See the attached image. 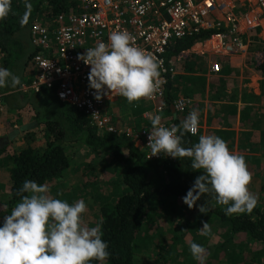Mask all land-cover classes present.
<instances>
[{"label": "trees", "instance_id": "obj_1", "mask_svg": "<svg viewBox=\"0 0 264 264\" xmlns=\"http://www.w3.org/2000/svg\"><path fill=\"white\" fill-rule=\"evenodd\" d=\"M28 2L32 8L27 19L22 20L25 14V0H11V11L6 18L0 20V67L9 69L18 76L20 83L25 80L27 60L33 52L29 43V28L42 11L40 0H28ZM50 6L53 13L69 8L66 0H50ZM211 31H199L172 40L165 55L168 57L180 55ZM176 66L179 70L201 71L191 59H181ZM255 69L260 74H264V59L255 66ZM174 77L175 74L163 87V103L164 114L169 115L174 125L178 126L188 115L185 111L170 113L168 105L172 104L173 99L178 95H184L181 94L179 83L173 79ZM19 86L13 88L9 81L6 87L0 88L1 91L6 92L2 96V104L5 108L2 119L7 116L6 125L11 129L13 124L11 117L19 119L21 112L18 110L27 109L32 116L34 127L40 131L43 145L37 146L25 138L19 143L20 145L3 154L0 164H5L7 172L5 182L9 195L5 208H10L20 200L19 192L25 181L32 180L37 184L49 185L60 178L68 166L64 145L80 142L95 155L106 154L109 158V168L115 166L119 171L112 177L114 180L117 179L119 192L111 203L107 201L101 203L95 215V226L101 224L102 240L107 243V251L110 255L104 262L93 260L90 264H133L137 236L147 230L144 227L145 221L153 222L154 211L158 205L162 206L165 200L174 198L182 200L201 172L191 168V158L188 157L171 158L160 163L145 159L142 152L127 136L120 132L97 130L81 110L58 100L52 89H41L36 93L21 92L17 90ZM136 106L132 108L133 114L141 120L140 112L144 106L137 104ZM10 111L15 113L12 114ZM3 112L0 111V122ZM26 128L28 131L32 129V127ZM194 138L195 135L186 133L183 137V146L192 147ZM4 150V147L0 148V155ZM150 175L152 178L149 177ZM113 186H116L115 182ZM203 204L208 210L207 214L216 218L227 232L225 240L230 239L237 232H242L249 241L258 245L260 254L264 256L263 209L256 205L251 214L226 215L227 206L218 205L212 193L203 194L192 209H199ZM142 242L147 244L145 240ZM174 244L175 242L173 245L169 244L168 251L174 247ZM144 247L146 248V245ZM154 256V261L150 260L151 264H166L167 259L161 253L157 252ZM166 256H170L173 260L176 258L170 253ZM145 259L149 262V259Z\"/></svg>", "mask_w": 264, "mask_h": 264}, {"label": "clouds", "instance_id": "obj_2", "mask_svg": "<svg viewBox=\"0 0 264 264\" xmlns=\"http://www.w3.org/2000/svg\"><path fill=\"white\" fill-rule=\"evenodd\" d=\"M31 8L25 0L22 20L27 19ZM10 11L11 0H0V20ZM77 59L90 66L87 79L89 87L97 93V100L104 89L129 103L151 99L163 83L162 61L135 46L134 37L127 31L111 32L108 43L98 42ZM9 81L13 88L20 85L18 76L0 67V88ZM198 126L196 109L180 125L171 128L162 126L159 115L154 116L147 144L151 157L163 153L172 158H191V168L201 175L182 198L189 209L203 194L212 193L218 205L227 206L226 215L251 214L258 200L249 191L252 175L243 155L230 152L226 142L214 135H200L192 147H184V135L196 134ZM19 194V202L4 216L0 226V264H90L93 260H107L110 254L102 240L101 224L87 227L82 223V214L87 211L82 199L69 204L52 197L46 184L32 180L23 183ZM198 211L207 214L208 210L203 204ZM201 223L199 234L210 236V224ZM189 250L199 264H204L207 252L204 246L193 242Z\"/></svg>", "mask_w": 264, "mask_h": 264}, {"label": "built area", "instance_id": "obj_3", "mask_svg": "<svg viewBox=\"0 0 264 264\" xmlns=\"http://www.w3.org/2000/svg\"><path fill=\"white\" fill-rule=\"evenodd\" d=\"M40 1L41 14L29 28L33 52L27 60L25 80L17 90L36 93L52 89L58 100L81 110L97 130L123 133L145 159L156 163L172 158L163 153L151 157L147 147L154 116L161 117L164 127L174 125L164 117L163 103V87L175 73L172 57L165 55L169 42L212 30L198 40L204 51L216 56L244 55L248 49L245 36L264 25V0H66L69 8L55 13L50 0ZM121 30L134 37L135 46L162 61L163 83L153 98L141 99L149 104L144 105L140 123L133 127H120L110 116L108 106L115 93L104 89L101 99H95L97 93L87 79L90 66L77 59L98 42L108 43L111 32ZM261 44L262 48L253 54L255 66L264 59V36ZM209 69L217 71L218 67L212 64ZM5 93L0 90V111L4 109ZM188 103L185 96L175 98L174 112H181Z\"/></svg>", "mask_w": 264, "mask_h": 264}, {"label": "rangeland", "instance_id": "obj_4", "mask_svg": "<svg viewBox=\"0 0 264 264\" xmlns=\"http://www.w3.org/2000/svg\"><path fill=\"white\" fill-rule=\"evenodd\" d=\"M261 16L264 19V15ZM256 31L254 30V33L250 32L247 34V39L249 40L248 47L251 51L252 59L255 51L262 48ZM184 57L181 55L179 59L181 60ZM210 58L212 59L213 57ZM186 59H191L198 68V61L195 57L192 56ZM252 59L251 61L254 64V59ZM27 69L26 67L25 72ZM205 69L208 71L207 68ZM176 72H180L179 68L175 69L174 74ZM177 97H180V95ZM136 104L140 105L141 100L129 103L124 97L116 95L109 104L108 111L110 116L115 121H118V126L124 127L125 124L131 125V127L137 126L140 120L132 111V108L137 107ZM186 107L182 111H185ZM3 111L1 119L5 113L4 109ZM5 119H2L0 122V148H5L4 152L0 155V161L4 153L20 145L19 143L25 140V138L37 146L43 145L40 131L36 127L32 128L34 130L31 129L29 131L28 128H25V131L28 132L24 131V133L22 132L23 134L13 137L9 143L6 142L5 137L9 135V132H4L7 129L6 127H8ZM194 135L196 136V134ZM64 150L68 157V166L64 169L60 178L47 185L49 194L69 204L82 199L87 206V211L82 214V223L87 227H95L97 207L106 201L111 203L117 192H119V186L116 183L117 179L114 180L112 178L119 173L118 167L112 166L109 168V158L106 154L95 155L80 142L66 143ZM6 174L5 164L1 163L0 226L3 225L4 216L9 215L12 208L19 202L11 205L10 208H5L9 198L5 182ZM149 177L152 178L151 175ZM114 182L116 186H113ZM254 184L255 186L251 188L250 186ZM249 185V191L257 197V205L264 210V197L259 195L257 182L251 181ZM263 185L261 183V187ZM154 212L155 217L153 222L148 223L145 221L144 227L147 230L140 232L137 236L132 259L133 264H151L150 260L155 258L154 254L157 252L167 259L166 264H199L192 257L189 250V245L193 242L207 249L204 264H264V256L260 254L258 245L249 241L242 232H237L230 239L225 240L227 232L223 226H220L216 218L209 214H201L198 209H189L181 199L165 200L162 206L158 205ZM201 221L210 224V236H201L199 234L198 229L202 227ZM142 240H145L147 244H144ZM174 242V247L168 251L169 244L173 245ZM144 245H146V248ZM168 253L174 254L176 256L175 260L171 259L170 256H166ZM145 258L149 259V262Z\"/></svg>", "mask_w": 264, "mask_h": 264}, {"label": "crops", "instance_id": "obj_5", "mask_svg": "<svg viewBox=\"0 0 264 264\" xmlns=\"http://www.w3.org/2000/svg\"><path fill=\"white\" fill-rule=\"evenodd\" d=\"M256 32L261 41L264 29ZM245 39L249 42L247 35ZM250 53L248 47L244 55L216 56L204 51L199 42L195 41L180 56H185L183 59L195 57L201 71L180 70L173 79L179 83L181 94L184 93L183 96L191 101L185 110L187 115L193 109L198 110L199 126L194 144L200 135L222 138L230 152L243 155L252 181L257 182L259 195L264 197V185L261 187V183L264 184V79L255 69ZM180 56H172L175 69ZM212 64L217 65V71L209 69ZM148 104L141 102L140 106ZM172 106L171 103L168 105L171 114L175 113ZM18 111L21 117L15 119L12 116L11 129L7 127L4 131L9 132L5 137L8 143L17 134L21 135L24 128L34 127L30 111L25 108ZM164 117L170 119L169 115Z\"/></svg>", "mask_w": 264, "mask_h": 264}, {"label": "water", "instance_id": "obj_6", "mask_svg": "<svg viewBox=\"0 0 264 264\" xmlns=\"http://www.w3.org/2000/svg\"><path fill=\"white\" fill-rule=\"evenodd\" d=\"M173 110V109H172Z\"/></svg>", "mask_w": 264, "mask_h": 264}]
</instances>
